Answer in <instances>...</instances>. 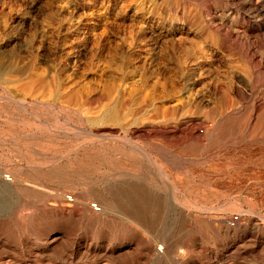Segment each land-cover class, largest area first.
I'll return each instance as SVG.
<instances>
[{"label": "rangeland", "instance_id": "374dc122", "mask_svg": "<svg viewBox=\"0 0 264 264\" xmlns=\"http://www.w3.org/2000/svg\"><path fill=\"white\" fill-rule=\"evenodd\" d=\"M261 1L255 9L250 0H0V174L3 173V177L6 173L12 179L7 183L8 197L5 200L0 198V210H7V217L16 221L18 215L30 214L43 205L42 198L18 186L22 180L35 181L31 178L30 170L44 172L61 168L70 171L85 163L87 170L80 179L75 177L69 179L70 182L67 180L62 186L64 189L51 184L49 188L52 186L73 194L93 190L95 185L99 186L97 188L109 187L108 183L112 180L105 176L106 166H98L96 160L90 159H120V154L110 151H116L117 145L123 141H106L111 148L107 154H102L94 147L99 146V141L83 131L120 128L118 133L121 135L131 134L133 140L144 145L147 143L145 146L150 149L152 156L163 162L167 172L171 173L181 190L179 196L182 199H202L201 212L187 208L203 234L204 250L198 252L192 247L190 230L178 222L173 211L162 206L151 209L155 224L165 230L169 236L167 238H171L170 242H181L179 247H172L176 255L180 253L190 259L194 254L198 264H264V0ZM210 19L237 35L241 45L251 48V56H256V62L262 61L259 74H250L247 62L238 51H231L223 44L215 28L210 26ZM258 25L263 26L259 33L256 32ZM185 53L187 64L184 67L205 54L211 56L209 61L214 63L210 67L206 66L203 72L188 74L183 80L173 67L175 60L182 61L180 57ZM164 82L169 83L167 91L176 93L184 103L185 108L176 111L178 115L174 114L175 119L184 122L193 119L199 124L202 118L210 119L211 116L216 117L221 124H203L202 133L195 136L198 140L178 132L166 137L152 134L147 127L158 124L152 122L155 120V110L151 107L147 112L143 111L164 95L162 88L156 87L158 83ZM147 91L149 94L144 97ZM111 95H114L113 99ZM123 96L136 98L131 99L132 103L127 106L119 101L123 100ZM85 97L88 101L84 100ZM136 99L138 102H135ZM217 100L219 104H228V111H220ZM94 104H97L95 108ZM252 105L257 108L256 111L249 110ZM109 110H114L116 117L120 118L118 123L109 121ZM249 117L253 123L245 129L241 125ZM145 119H150L151 125L141 124ZM134 120H137V124L133 123ZM187 126L196 128L189 124ZM75 146H79L78 149ZM52 230V234H56L59 227L55 226ZM242 230L248 231L243 242L236 236ZM83 232L76 231L75 238L84 237ZM27 235L30 238L28 245L2 239L0 243L6 248L1 249L0 255L4 249L11 251V255L16 258L20 257L18 251H21L25 256L22 258L27 260L30 248L35 249L32 234ZM190 260L188 264H192Z\"/></svg>", "mask_w": 264, "mask_h": 264}, {"label": "bare ground", "instance_id": "6f19581e", "mask_svg": "<svg viewBox=\"0 0 264 264\" xmlns=\"http://www.w3.org/2000/svg\"><path fill=\"white\" fill-rule=\"evenodd\" d=\"M145 1V0H144ZM160 1V0H159ZM165 1V0H164ZM168 1V0H166ZM189 1V0H188ZM225 1V0H224ZM233 1V0H232ZM243 1V0H242ZM254 8L257 9L258 5L262 3L261 0H250ZM142 2V1H141ZM221 2V1H220ZM264 2V1H263ZM239 4V3H238ZM208 5V4H207ZM223 5V4H222ZM226 5V4H225ZM251 5V4H250ZM168 6V4H167ZM165 8V7H164ZM175 8V7H174ZM202 8V7H201ZM249 8V7H248ZM252 8V7H251ZM162 9V8H161ZM172 9V6H171ZM170 9V10H171ZM222 9V8H221ZM264 9V5L262 7ZM261 9V10H262ZM149 10V9H148ZM151 10V9H150ZM179 10V9H178ZM229 10V9H228ZM260 10V8H259ZM166 11V10H165ZM173 11V10H172ZM176 11V10H175ZM148 12V11H147ZM180 12V11H179ZM182 12V11H181ZM205 12V11H203ZM254 12V11H253ZM257 12V11H256ZM260 12V11H259ZM150 13V12H148ZM183 13V12H182ZM208 13V11H207ZM224 13V12H223ZM229 13V12H228ZM238 13V12H237ZM251 13V12H250ZM180 14V13H179ZM172 15V13H171ZM242 15V14H241ZM254 15V14H253ZM261 14H259L260 17ZM209 17V16H208ZM226 17V16H225ZM243 17V16H242ZM257 18V17H256ZM262 18V17H261ZM187 19V18H186ZM247 19V18H246ZM250 19V18H249ZM263 19V18H262ZM206 20V19H205ZM226 20V19H225ZM243 20V19H242ZM260 20V19H259ZM208 21V20H207ZM263 21V20H262ZM206 22V21H205ZM253 22V21H252ZM261 23V22H260ZM210 26L215 28V33L221 37L223 44L234 50L238 51V54L247 62L248 71L250 74H259V67L262 61L256 62V56H251V48L241 45V39L225 30L224 27L216 25L214 19H210ZM250 24V23H249ZM254 24V23H253ZM229 26V25H228ZM242 26V25H241ZM254 26V25H252ZM188 27V26H187ZM263 26H257L256 32L259 33ZM186 28V27H185ZM227 28V27H226ZM231 28V27H230ZM234 29V28H232ZM191 30V29H190ZM212 30V29H211ZM240 30V29H239ZM245 30V29H244ZM235 31V30H233ZM264 32V31H263ZM178 33V31H177ZM196 33V32H195ZM200 34V33H199ZM238 34V33H237ZM250 34V33H249ZM257 34V33H256ZM255 34V35H256ZM261 34V32H260ZM153 35V34H152ZM162 35V34H161ZM169 35V34H168ZM172 35V34H171ZM251 35V34H250ZM179 36V35H178ZM197 36V35H196ZM163 37V36H162ZM175 37V36H174ZM187 37V36H186ZM201 37V36H200ZM252 37V36H251ZM255 37V36H254ZM262 37V36H261ZM137 38V37H136ZM181 38V37H180ZM179 38V40H180ZM184 38V37H183ZM182 38V39H183ZM135 39V38H134ZM248 39V38H247ZM250 39V38H249ZM255 39V38H254ZM133 40V39H132ZM158 40V39H157ZM184 40V39H183ZM259 40V39H258ZM194 41V40H193ZM243 41V40H242ZM248 41V40H247ZM250 41V40H249ZM178 42V41H177ZM176 42V43H177ZM258 42V41H257ZM264 42V38H262ZM261 42V43H262ZM159 43V42H158ZM185 43V42H184ZM197 43H199L197 41ZM210 43V41H209ZM130 44V43H129ZM190 44V43H189ZM196 44V43H195ZM249 44V42H248ZM260 44V43H259ZM136 45V44H135ZM176 45V44H175ZM179 45V44H178ZM197 45V44H196ZM247 45V43H246ZM252 45V44H251ZM129 46V45H128ZM193 46V44H192ZM200 46V45H199ZM170 47V46H169ZM204 47V46H203ZM210 47V46H209ZM254 47V46H253ZM261 47V46H260ZM263 47V46H262ZM261 47V48H262ZM135 48V47H134ZM190 48V47H188ZM194 48V47H193ZM205 48V47H204ZM212 48V47H210ZM209 48V49H210ZM207 49V48H205ZM152 50V49H150ZM203 51V49H201ZM214 50V49H213ZM255 50V48H254ZM263 51V50H262ZM159 52V51H158ZM177 52V51H176ZM187 52V50H186ZM213 52V51H212ZM258 52V51H256ZM186 54V53H185ZM195 54V53H194ZM203 54V53H202ZM221 54V53H220ZM257 54V53H256ZM255 54V55H256ZM264 54V53H263ZM177 55V54H176ZM217 55V54H216ZM232 55V54H231ZM175 56V55H174ZM168 57V56H167ZM187 54L181 56L180 60H175L173 70L178 73L181 79L185 80V76L188 74H194L198 71H205L206 66H212V59L209 55H204L201 58L196 59L194 62L187 67L184 65L186 62ZM200 57V56H199ZM169 58V57H168ZM176 58V57H173ZM192 58V56H191ZM155 59V58H154ZM193 59V58H192ZM242 59V60H243ZM236 61V60H235ZM161 62V61H160ZM242 62V61H241ZM214 63V62H213ZM123 64V63H122ZM159 64V63H158ZM218 64V63H217ZM244 64V63H243ZM134 66V65H133ZM128 67V66H127ZM224 67V66H223ZM240 68V67H239ZM126 69V67L124 68ZM218 69V68H217ZM121 70V69H120ZM135 70V69H134ZM237 70V68H236ZM241 70V69H240ZM116 71V70H115ZM214 71V70H213ZM238 71V70H237ZM262 71V70H261ZM120 72V71H119ZM117 72V73H119ZM131 72V71H130ZM165 72V71H164ZM168 72V71H167ZM222 72V71H221ZM239 72V71H238ZM123 73V72H122ZM173 73V72H172ZM236 73V71H235ZM246 74V73H245ZM262 74V73H260ZM122 75V74H121ZM140 75V74H139ZM166 75V74H165ZM173 75V74H172ZM203 75V74H202ZM201 75V76H202ZM211 75V74H210ZM216 75V74H214ZM248 75V74H247ZM246 75V76H247ZM130 76V75H129ZM142 76V74H141ZM145 76V75H144ZM158 76V75H157ZM163 76V74H162ZM255 76V75H254ZM122 77H124L122 75ZM171 77V76H170ZM203 77V76H202ZM212 77V76H211ZM235 77V76H234ZM253 77V76H252ZM262 77V76H261ZM119 78V77H118ZM147 78V77H146ZM160 78V77H159ZM209 78V77H208ZM250 78V77H249ZM264 78V77H263ZM123 80V78H121ZM137 79V78H136ZM150 79V78H149ZM170 79V78H169ZM175 79V78H174ZM217 79V78H216ZM229 79V78H228ZM240 79V78H239ZM238 79V80H239ZM258 79V78H257ZM125 80V79H124ZM146 80V79H145ZM153 80V79H152ZM162 80V79H161ZM160 80V81H161ZM204 80V79H203ZM248 80V79H247ZM246 80V81H247ZM133 81V80H132ZM135 81V80H134ZM192 81V80H191ZM199 81V80H198ZM197 81V82H198ZM201 81V80H200ZM216 81V80H214ZM221 81V79H220ZM233 81V80H232ZM154 82V81H153ZM190 82V81H189ZM223 82V81H222ZM230 82V81H229ZM238 82V81H237ZM243 82V80H242ZM115 83V82H114ZM124 83V82H123ZM136 83V82H134ZM194 83V82H193ZM199 83V82H198ZM236 83V82H235ZM239 83V82H238ZM142 84V83H141ZM144 84V83H143ZM197 84V83H196ZM226 84V83H225ZM240 84V83H239ZM111 85V84H110ZM121 85V84H120ZM128 85V84H127ZM140 85V84H139ZM139 85L137 87H139ZM168 82L158 83L156 87L162 88L164 95L159 96L154 102L147 106L144 113L147 112L148 108L153 107L155 111V120L153 123H158L157 126L147 127L153 134H162L169 136L172 134H185L190 137H194L198 140V133L200 135L201 126L206 123H210L213 126L219 125L218 119L216 117H207L205 120L202 118L199 124L195 121L184 122L182 119H175L174 114L178 115L176 111L180 108H185L183 101L176 96L174 92H168L167 86ZM172 85V84H171ZM175 85V84H173ZM195 85V84H193ZM198 85V84H197ZM245 85V84H244ZM136 86V84H135ZM146 86V85H145ZM186 86V85H185ZM192 86V85H191ZM190 86V87H191ZM209 86V85H208ZM211 86V85H210ZM213 86V85H212ZM231 86V85H230ZM246 86V85H245ZM108 87V86H107ZM134 88V86H132ZM148 87V86H147ZM150 87V86H149ZM202 87V86H201ZM233 87V86H231ZM243 87V86H242ZM249 87V86H248ZM102 88V87H101ZM111 87H109L110 89ZM131 88V86H130ZM142 88V87H140ZM198 88V87H197ZM219 88V87H218ZM235 88V87H234ZM244 88V87H243ZM126 89V88H125ZM149 89V88H148ZM147 89V90H148ZM189 89V88H188ZM203 89V88H202ZM230 89V88H229ZM232 89V88H231ZM238 89V88H237ZM97 90V89H96ZM101 90V89H100ZM108 89H106L107 92ZM120 90V89H119ZM118 90V91H119ZM154 90V88L152 89ZM151 90V91H152ZM184 90V89H183ZM248 90V89H247ZM94 91V90H93ZM110 91V90H109ZM112 91V90H111ZM110 91V92H111ZM117 91V92H118ZM121 91V90H120ZM159 91V90H158ZM186 91V90H185ZM189 91V90H188ZM246 91V89H245ZM249 91V90H248ZM247 91V92H248ZM252 91V90H251ZM92 92V91H91ZM109 92V93H110ZM181 92V89L179 90ZM183 92V91H182ZM181 92V93H182ZM187 92V91H186ZM196 92V91H195ZM203 92V91H202ZM229 92V91H228ZM241 92V91H240ZM246 92V94H247ZM116 93V91H115ZM123 93V92H120ZM127 93V92H126ZM145 93V92H143ZM249 93V92H248ZM251 93V92H250ZM91 94V93H90ZM108 94V92H107ZM112 94V93H111ZM117 94V93H116ZM128 94V93H127ZM126 94V95H127ZM147 93L142 96L147 97ZM152 94V93H151ZM161 94V93H160ZM211 94V93H210ZM243 94V93H242ZM255 94V93H254ZM253 94V97H254ZM109 95V94H108ZM185 95V94H184ZM230 95V94H229ZM245 95V94H244ZM249 95V94H248ZM84 96V95H83ZM96 96V95H95ZM99 96V94H98ZM112 96V95H111ZM114 96V95H113ZM111 97L113 99L114 97ZM116 96V95H115ZM120 96V95H119ZM122 96V95H121ZM149 96V95H148ZM232 97V95H230ZM240 96V95H239ZM81 97V96H80ZM109 97V96H108ZM118 97V96H117ZM133 97V96H132ZM182 97V96H181ZM187 97V96H186ZM202 97V96H201ZM212 97V96H211ZM234 97V96H233ZM259 97V96H258ZM89 98V97H88ZM91 98V95H90ZM89 98V100H90ZM119 98V97H118ZM121 98V97H120ZM136 98V97H135ZM134 98V99H135ZM152 98V97H151ZM155 98V97H154ZM243 98V97H242ZM247 98V97H246ZM86 97L84 98V100ZM100 99V98H99ZM130 97L123 96L121 104L129 106L132 103ZM143 99V98H142ZM146 98H144L145 101ZM153 99V98H152ZM156 99V98H155ZM199 99V98H198ZM217 99V98H216ZM244 99V98H243ZM250 99V98H249ZM256 99V98H255ZM254 99V100H255ZM87 100V99H86ZM97 100V99H96ZM102 100V99H101ZM141 100V99H140ZM154 100V99H153ZM152 100V101H153ZM82 101V98H81ZM88 101V100H87ZM94 101V100H93ZM92 101V102H93ZM103 101V100H102ZM148 101V100H147ZM151 101V102H152ZM187 101V100H186ZM207 101V100H206ZM251 101V100H250ZM257 101V100H256ZM86 102V101H85ZM96 102V101H95ZM101 102V101H100ZM115 102V101H114ZM135 102H138L137 99ZM134 102V104H135ZM150 102V103H151ZM212 102V100H211ZM231 102V101H230ZM238 102V101H237ZM242 102V100H241ZM98 103V101H97ZM105 103V101H104ZM107 103V102H106ZM109 103V102H108ZM113 103V102H112ZM148 103V102H147ZM218 103V100H217ZM236 103V101H235ZM240 103V102H238ZM84 104V103H83ZM89 104V103H88ZM93 103H91L92 105ZM100 104V103H98ZM133 104V105H134ZM140 104V103H139ZM141 104H143L141 102ZM216 104V103H215ZM214 104V105H215ZM219 104V103H218ZM242 104V103H241ZM262 104V103H261ZM260 104V105H261ZM87 105V104H86ZM89 105V106H91ZM97 104H94V108ZM110 105V104H107ZM148 105V104H147ZM208 105V104H207ZM226 103H220L217 108L220 111L227 110L229 105ZM231 105V104H230ZM237 105V103H236ZM259 105V103H258ZM88 106V105H87ZM105 106V105H104ZM188 106V105H186ZM264 106V105H263ZM107 107V106H106ZM124 107V106H123ZM138 107V106H137ZM202 107V106H201ZM91 108V107H90ZM109 108V107H108ZM132 109V107L130 106ZM208 108V107H207ZM232 108V107H231ZM230 108V109H231ZM242 108V107H241ZM92 109V108H91ZM104 109V108H103ZM126 109V108H124ZM129 109V107H128ZM126 109V110H128ZM222 109V110H221ZM229 109V110H230ZM237 109V108H236ZM254 105L249 107V110L256 111ZM87 110V108H86ZM106 110V109H105ZM115 110V109H114ZM114 110L110 111L109 121L118 123L119 117H116ZM134 110V108H133ZM193 110V109H191ZM219 110V109H218ZM119 111V109H118ZM124 111V110H122ZM181 111V110H180ZM183 111V110H182ZM185 111V110H184ZM183 111V112H184ZM228 111V110H227ZM261 111V110H260ZM127 113V111H125ZM226 112V111H224ZM263 112V111H262ZM92 114V112H90ZM97 113V112H95ZM103 113V110H102ZM118 113V112H117ZM132 113V112H131ZM142 113V112H141ZM193 113V112H192ZM215 113V112H213ZM257 113V112H256ZM259 113V112H258ZM109 114V113H108ZM122 114V113H121ZM120 114V115H121ZM136 114V112H135ZM134 114V116H135ZM151 114V112H150ZM219 114V112H218ZM237 114V112H236ZM105 115V114H104ZM133 115V114H132ZM181 115V114H180ZM184 115V114H183ZM186 115V114H185ZM195 115V114H193ZM224 115V114H223ZM235 115V114H234ZM93 116V115H92ZM107 116V115H106ZM130 116V115H128ZM196 116V115H195ZM194 116V117H195ZM201 116V115H200ZM236 116V115H235ZM97 117V116H96ZM137 117V116H136ZM144 117V116H143ZM149 117V115H148ZM182 117V116H181ZM226 117V116H224ZM258 117V116H257ZM92 118V117H91ZM95 118V117H93ZM104 118V117H103ZM127 118V117H126ZM146 118V117H145ZM187 118V117H186ZM192 118V117H191ZM248 118V117H247ZM105 119V118H104ZM124 119V118H123ZM138 119V118H137ZM140 119V118H139ZM153 119V118H152ZM185 119V118H184ZM196 119V118H194ZM122 120V117H121ZM127 120V119H126ZM159 120V121H158ZM222 120V119H221ZM107 121V120H106ZM130 121V120H129ZM235 121V120H234ZM233 121V122H234ZM239 121V120H238ZM237 121V123H238ZM137 120H134V124ZM142 122V119H141ZM150 119H145L143 125L150 124ZM251 117L247 119L241 126L243 128H248L251 126ZM261 122V121H260ZM91 123V121H90ZM93 123V122H92ZM129 123V122H128ZM236 123V124H237ZM242 123V122H241ZM253 123V122H252ZM95 124V123H94ZM93 124V125H94ZM127 124V122H126ZM137 124V123H136ZM139 124V122H138ZM165 124V125H163ZM187 124L191 126H196V128H190ZM221 124V123H220ZM234 124V123H231ZM105 127V124H103ZM129 125V124H128ZM151 125V124H150ZM102 126V125H101ZM114 126V125H113ZM138 126V125H137ZM140 126V125H139ZM240 126V127H241ZM132 127V126H130ZM185 127V128H184ZM204 127V126H203ZM87 128V127H86ZM95 128V126H94ZM118 128V125H117ZM184 128V129H183ZM212 128V127H211ZM127 129V128H126ZM126 129H123L124 131ZM136 129V128H135ZM138 129V128H137ZM144 129V128H143ZM146 129V128H145ZM144 129V130H145ZM89 130V129H88ZM85 130L82 131L87 133L89 136L94 137L96 141H99V146H94L99 152L106 153L111 147L107 146L106 141L114 140L123 141L119 146L117 145L115 152L121 155V158L108 161L105 159L91 158L90 160H96L98 166H106V175L111 178V182L108 183L109 187L97 188L99 186L95 185L96 188L90 191L77 192L73 194H67L59 189L49 188V185L62 187L64 183L69 179H74L75 177H82L87 170L85 163L77 165L78 168L67 171L65 169H52L49 171H39L33 172L30 170L33 177H31L34 182L29 181H19V188L25 192H31L32 194L42 198L43 205L38 207L35 211L30 214L18 215L16 221L9 219L7 216V210H0V242L6 240L7 242H16L19 244L28 245L30 243V238L27 234H32L34 238V243L32 245L35 249L30 248L29 258L24 260L25 257L18 251L20 257H14L11 255V251H5L3 249L2 255H0V264H43L48 262V264H188L189 260L192 264H198L197 256L193 254L190 259L178 253L175 254L173 246L179 247L181 242L173 244L170 242L168 235L165 234V230L159 229V225L155 224V219L152 217L151 210L154 206L168 208L176 217L178 222L183 223L186 229L190 230L191 237L193 240V249L204 250L203 247V237L201 233V228L199 225L191 218L190 214L187 212L191 208L195 212L202 211V199H187L186 201L182 199L179 195L181 193L180 188L177 183L173 180L171 173L169 174L166 170L164 164L159 160L154 158L150 153V149L135 140L130 133L121 135L118 130L109 129H99V130ZM180 130V131H179ZM206 130V129H205ZM204 130V131H205ZM208 130V129H207ZM81 131V132H82ZM216 131V130H215ZM63 132V131H62ZM131 132V131H130ZM141 132V131H140ZM214 132V131H213ZM64 133V132H63ZM122 133V132H121ZM216 133V132H215ZM221 133V132H220ZM81 134V133H80ZM137 134V133H136ZM140 134V133H138ZM204 134V133H203ZM83 135V134H82ZM86 135V134H85ZM123 136V137H122ZM137 136V135H136ZM146 136V135H145ZM181 136V135H180ZM178 136V137H180ZM210 136V135H209ZM208 136V137H209ZM220 136V135H219ZM218 136V137H219ZM86 137V136H85ZM161 137V136H160ZM200 137V136H199ZM202 137V136H201ZM79 138V137H78ZM90 138V137H89ZM146 138V137H145ZM170 138V137H169ZM204 138V137H203ZM91 139V138H90ZM124 139V140H123ZM172 139V138H171ZM178 139V138H177ZM182 139V138H181ZM211 139V138H210ZM215 139V137H214ZM137 140V139H136ZM141 140V139H140ZM187 140V139H186ZM217 142V140H216ZM185 143V142H184ZM189 143V141H188ZM198 144V141H195ZM66 144V143H65ZM89 144V143H87ZM86 144V145H87ZM113 144V143H111ZM170 144V143H169ZM186 144V143H185ZM25 147V144H23ZM200 145V144H198ZM202 145V144H201ZM200 145V146H201ZM61 146V145H60ZM63 146V145H62ZM61 146V147H62ZM71 146V145H70ZM85 146V144L83 145ZM89 146V145H87ZM93 146V145H92ZM91 146V147H92ZM112 146V145H111ZM149 146V145H148ZM187 146V144H186ZM194 146V145H193ZM203 146V145H202ZM27 147V145H26ZM76 147V146H75ZM79 147V146H77ZM76 147V148H77ZM93 147V148H94ZM192 147V146H190ZM198 147V146H197ZM66 148V147H65ZM75 148V150H77ZM81 148V147H80ZM85 148V147H84ZM83 148V149H84ZM90 148V146H89ZM22 149V148H21ZM24 149V148H23ZM28 149V148H27ZM88 149V148H87ZM152 149V147H151ZM198 149V148H197ZM112 150V149H111ZM73 151V149H72ZM79 151V150H78ZM94 151V150H93ZM61 152V150H60ZM59 152V153H60ZM63 152V150H62ZM68 152V150H67ZM84 152V151H83ZM92 152V151H89ZM88 152V154H89ZM58 153V154H59ZM73 152H71L72 154ZM81 153V152H79ZM113 153V154H115ZM161 153V152H160ZM70 154V153H69ZM69 154L67 156H69ZM87 154V153H84ZM91 154V153H90ZM101 154V155H102ZM110 154V153H109ZM112 154V155H113ZM96 155V154H95ZM94 155V156H95ZM66 156V155H65ZM81 155L79 154V157ZM87 156V155H86ZM90 156V155H89ZM109 156V155H107ZM167 156V155H166ZM64 157V156H63ZM62 157V158H63ZM92 157V156H91ZM101 157V156H100ZM105 157V156H104ZM115 157V156H114ZM75 158V157H74ZM77 159V158H76ZM62 160V159H61ZM72 160V159H71ZM70 160V161H71ZM74 160V159H73ZM80 160V159H79ZM78 160V161H79ZM87 160V159H86ZM31 161V160H30ZM29 161V162H30ZM34 162V161H32ZM30 162V163H32ZM44 162H46L44 160ZM61 162V161H60ZM76 162V160H75ZM81 162V160L79 161ZM88 162V161H86ZM91 162V161H90ZM58 163V162H57ZM78 163V162H77ZM165 163V162H164ZM175 163V162H174ZM38 164V163H37ZM48 164V163H47ZM44 164L45 167H47ZM68 164V163H67ZM66 164V165H67ZM74 164V163H73ZM43 165V167H44ZM59 165V164H58ZM76 165V164H75ZM74 165V166H75ZM94 165V164H93ZM180 165V163H179ZM62 166V165H61ZM70 166V165H68ZM88 166V165H87ZM92 166V165H91ZM96 167V165H94ZM30 167V165H29ZM38 167V166H37ZM56 167V166H55ZM66 167V166H65ZM71 167V166H70ZM93 167V169L95 168ZM28 168V167H27ZM91 168V167H90ZM89 168V169H90ZM105 168V169H106ZM31 169V167H30ZM37 169V168H36ZM49 169V168H47ZM29 170V169H28ZM40 170V169H39ZM101 170V169H99ZM4 171V170H3ZM35 171V170H34ZM92 171V170H91ZM95 171V170H94ZM98 171V170H96ZM102 171V170H101ZM100 171V172H101ZM25 172V171H24ZM28 172V171H27ZM103 172V171H102ZM89 173V172H88ZM94 173V172H93ZM3 175V173H2ZM0 174V198L3 197L5 200L8 195L7 183L11 182L10 176L5 175L2 177ZM26 175V173H25ZM100 175V173H99ZM93 176V175H92ZM91 176V177H92ZM95 176V175H94ZM104 176V173H103ZM182 176V175H181ZM29 177V176H28ZM178 177V176H177ZM26 178V177H25ZM30 178V177H29ZM37 178V179H36ZM104 178V177H103ZM106 178V177H105ZM182 178V177H181ZM23 179V178H22ZM91 179V178H90ZM88 179V180H90ZM95 179V178H94ZM100 179V178H98ZM97 179V180H98ZM188 179V178H186ZM31 180V181H33ZM77 180V179H76ZM83 180V178L81 179ZM104 180V179H103ZM108 180V179H107ZM87 181V180H86ZM92 181V180H91ZM190 181V180H189ZM17 182V181H16ZM70 182V181H69ZM97 182V181H96ZM95 182V184H96ZM100 182V181H99ZM76 183V182H74ZM107 183V182H106ZM187 183V182H186ZM190 183V182H189ZM17 184V183H16ZM14 184V185H16ZM71 184V183H70ZM85 184V183H84ZM88 184V183H87ZM91 184V183H90ZM102 184V183H101ZM188 184V183H187ZM191 184V183H190ZM68 185V183L66 184ZM81 185V184H79ZM99 185V184H98ZM107 185V184H106ZM180 185V184H179ZM74 186V185H73ZM85 186V185H84ZM102 186V185H101ZM184 186V185H183ZM83 187V186H82ZM91 187V186H90ZM13 188V187H12ZM63 188V187H62ZM66 188V187H65ZM68 188V187H67ZM66 188V189H67ZM72 188V187H71ZM87 188V187H86ZM85 188V189H86ZM64 189V188H63ZM65 189V191H67ZM83 189V190H85ZM186 189V188H185ZM20 190V191H21ZM78 190V189H77ZM193 190V189H192ZM69 191V190H68ZM72 191V190H71ZM74 191V190H73ZM184 191V189H183ZM75 192V191H74ZM169 192V193H168ZM187 193V192H186ZM10 194V193H9ZM169 194V195H168ZM188 194V193H187ZM200 194V193H199ZM198 194V195H199ZM12 195V193L10 194ZM189 196V195H188ZM196 196V195H195ZM199 198V197H198ZM183 201H182V200ZM205 200V199H204ZM209 200V199H208ZM41 202V203H42ZM6 203V202H5ZM211 204V202H210ZM240 204V202H239ZM5 206V205H3ZM211 206V205H210ZM209 206V207H210ZM6 207V206H5ZM11 207V206H10ZM9 207V208H10ZM205 207V206H204ZM240 207V206H239ZM188 208V209H187ZM206 208V207H205ZM242 208V206H241ZM208 209V208H207ZM157 210V209H156ZM161 210V209H160ZM12 211V210H11ZM167 211V210H166ZM191 211V210H190ZM13 212V211H12ZM156 212V211H155ZM168 212V211H167ZM10 213V212H9ZM8 213V214H9ZM169 213V212H168ZM171 213V214H172ZM10 215V214H9ZM169 215V214H168ZM157 216V215H156ZM162 217V216H161ZM161 217L159 219H161ZM193 217V216H192ZM15 218V217H14ZM43 219V220H41ZM45 220V221H44ZM175 220V219H174ZM160 221V220H159ZM158 221V222H159ZM161 224V223H160ZM163 224V223H162ZM57 226L59 227V232L52 234V229ZM163 226V225H162ZM249 229V228H248ZM76 231H84V237L76 239L74 233ZM167 233V232H166ZM253 233V232H252ZM248 234L247 230H242L237 233V237L242 241L245 240ZM174 236V235H172ZM235 236V235H234ZM252 236V235H251ZM30 237V236H29ZM175 237V236H174ZM181 241V240H180ZM174 242V241H173ZM183 242V241H182ZM243 242V241H242ZM258 242V241H257ZM15 243V244H16ZM184 244V243H183ZM10 245V244H9ZM183 246V245H182ZM6 248V245L0 243V251L2 248ZM16 247V246H15ZM191 247V248H192ZM22 248V247H21ZM8 249V248H7ZM19 249V248H18ZM28 249V248H27ZM37 249V250H36ZM180 249V248H179ZM24 250V249H23ZM26 251V250H25ZM178 251V249H177ZM15 252V251H14ZM180 252V250H179ZM182 252V250H181ZM198 252V251H197ZM180 254V255H179ZM199 254V253H198ZM23 255V256H21ZM16 256V255H15ZM46 264V263H45ZM191 264V263H189Z\"/></svg>", "mask_w": 264, "mask_h": 264}]
</instances>
